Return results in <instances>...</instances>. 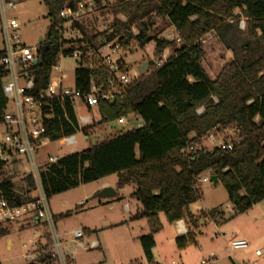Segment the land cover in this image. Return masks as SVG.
<instances>
[{
  "label": "trees",
  "instance_id": "trees-1",
  "mask_svg": "<svg viewBox=\"0 0 264 264\" xmlns=\"http://www.w3.org/2000/svg\"><path fill=\"white\" fill-rule=\"evenodd\" d=\"M42 1L51 20L45 38L49 48L43 60L32 66L36 78L34 92L47 89L60 52L67 56L76 51L83 52L84 60L94 66L91 69L78 66L74 87L86 93L96 83L110 90L112 76L97 57L102 38L120 42L123 49L135 46L144 49L154 42L157 57L166 49L172 51L160 66L153 60L147 62L153 76L150 89L142 74L124 96L100 99L95 107L99 119L89 125L79 124L73 102H51L52 112L60 117L47 123L46 136L50 141L76 132L90 138L96 127L111 126L131 114L141 118L143 126L117 132L48 165L41 172V178L49 198L80 184L117 174V187L133 185L131 196L142 206L133 219L148 222L150 230L141 235L139 241L149 264H156L153 248L155 235L163 227L161 213L170 223L185 219L193 227H199L201 220L208 217L223 220L224 214L217 208L197 215L191 210L203 196L202 187L197 185L198 178L207 172L215 174L218 183L224 185L235 213L246 212L264 200V54L255 60L245 59L242 64L235 60L227 62L212 79L202 64L201 42L203 35L229 23L238 10L246 13L264 39V0H114L115 4L110 7L114 18L109 29L69 40L63 35L65 20L60 12L67 6H77L80 0ZM93 1L97 9L108 7L103 5L104 0ZM119 15H124L125 20ZM155 16L167 20V29L175 28L180 43L162 37L163 29L152 30ZM75 26L82 31L78 22ZM2 56L0 47V60ZM127 69L128 66H122L123 71ZM3 81L4 71L0 65V121L8 106ZM199 109H202L200 113ZM215 127L237 129L241 141L232 150L205 151L198 145L195 156L182 152L190 140L200 144ZM18 169L17 163L0 162V198L15 205L28 201L34 187L30 175H25L23 187L17 186L11 177ZM11 225L0 224V238L10 235ZM196 242L193 231L176 238L179 249ZM34 264H53V259L42 255Z\"/></svg>",
  "mask_w": 264,
  "mask_h": 264
},
{
  "label": "rangeland",
  "instance_id": "rangeland-1",
  "mask_svg": "<svg viewBox=\"0 0 264 264\" xmlns=\"http://www.w3.org/2000/svg\"><path fill=\"white\" fill-rule=\"evenodd\" d=\"M14 1L18 4V8L12 14L20 23L21 41L28 47L40 49L41 40L46 38L51 25L43 1ZM104 3L108 5L104 10L97 9L79 19L78 23L83 32L79 31L77 26H75L76 30H73L72 26L75 24L65 25L63 27L64 38L79 39L84 38V34L93 36L109 29L114 18L110 7L115 4V1L104 0ZM119 17L125 20L124 15H119ZM154 22L152 30L158 32L163 29L161 36L166 37L171 29L166 28L167 20L161 16H155ZM133 31L136 33V28H133ZM2 45L3 36L0 24V47ZM154 49V42L149 43L144 49L139 46L120 49L119 54L129 67L130 75L140 73L139 67L144 62L157 60V56L153 54ZM203 49L202 64L210 78L215 79L227 62L235 60L242 64L245 59L255 60L263 55L264 39L261 32L256 30L253 23L248 20L246 13L238 10L236 17L229 23L224 24L217 31L210 32V37L203 42ZM59 63L62 71L68 74L65 84L73 87L75 70L79 66L78 58L74 55L61 56ZM142 78L150 89L153 82L152 70L148 68ZM144 90L146 91V87ZM11 108L10 104L9 109ZM75 109L78 116L88 112V108L82 102L77 103ZM91 115L94 120L99 119V114L95 109L92 110ZM141 126H143V120L131 114L126 118L125 123L117 122L114 128L110 125L96 127L94 134L88 139L84 138L82 132H78V142L72 145L61 144L59 140L48 141L38 150V161L45 163L49 156L63 158L86 149L117 132ZM207 145L206 142L200 143V147ZM21 169L19 168V172L11 177L18 187L25 185V175ZM206 175L211 176L212 174L207 172ZM117 181L118 175L113 174L98 181L80 184L78 187L50 198L51 209L56 215V226L62 240L63 252L73 264H149L139 241V237L150 230L148 222L145 219L140 221L133 219L142 206L131 196L133 188L127 186L125 189H119ZM104 182L107 184L103 185ZM106 187L115 189L116 194L111 198L101 197L100 193ZM202 192V199L191 206L192 212L198 213L197 204L208 208L206 211L217 208L223 212V220L219 224L207 220L208 224L202 225L201 231L197 233L198 246L192 244L187 249L180 250L175 241H171L176 237L174 224L170 223L161 213L160 219L163 227L155 235L156 246L153 250L155 260L159 264H202L211 256L217 255L219 264H233L232 259L236 264L249 262L264 264V254L260 258L255 257L257 249L264 251V200L246 212L235 213L222 183L219 182L217 186H214L212 182H206L202 185ZM127 204L131 212L127 209ZM137 206L138 209H136ZM76 230H83L84 236L75 237ZM44 236H46V229L43 227L18 229L12 226L10 235L0 238L1 264H26L23 258L25 252L23 244ZM232 238L247 240L249 247L230 251L228 242ZM9 240L12 242L11 248H9ZM94 242L98 244V247H91Z\"/></svg>",
  "mask_w": 264,
  "mask_h": 264
},
{
  "label": "built area",
  "instance_id": "built-area-1",
  "mask_svg": "<svg viewBox=\"0 0 264 264\" xmlns=\"http://www.w3.org/2000/svg\"><path fill=\"white\" fill-rule=\"evenodd\" d=\"M106 5V3H103ZM18 4L14 0H0V24L3 36V56L0 65L4 71L3 91L8 99V106L5 110L2 120L0 121V162L6 164L17 163L24 175L32 176L34 187L31 191V197L28 201L21 204H11L5 198H0V224L17 223L23 221L26 224L43 227L46 229V236L34 239L23 244L25 252L23 258L26 264H34L42 255L51 256L53 264H73L62 249V240L56 226V215L53 213L50 205V198L44 188L41 178V172L48 165L58 161V158L49 156L48 161L40 163L38 161V150L45 146L49 140L46 136L47 123L55 119L57 116L52 112V101H59L64 104L66 101L73 102L74 106L82 102L88 112L78 116L79 124L89 125L93 122L91 109L95 108L100 99L113 100L116 96H124L127 94L128 87L132 82L140 77V73L129 74V70L123 71L122 66L127 65L120 56L119 51L121 44L118 41H108L101 39V45L97 52L99 61L107 68L111 74L112 88L104 90L102 87L93 83L90 90L81 93L74 86L65 84L68 74L63 72L59 63L62 52L59 53V61L52 67L51 77L47 89L41 92H34L36 78L31 70L34 66L33 62L36 58L38 49L36 47H28L21 41L19 34L20 23L12 14L17 10ZM97 5L93 0H80L75 7H65L61 10L60 15L65 20V25H73L85 15L94 12ZM73 30H76L72 26ZM205 36V37H204ZM201 38V42H205L210 37V32ZM167 39L181 42L175 28H171L166 36ZM43 43L46 39L42 40ZM42 43V45H43ZM42 48V46H41ZM170 49L164 50L161 56L155 61L156 66L162 65L171 55ZM155 55V49L153 51ZM74 56L78 58L79 66L87 69L93 68V63L84 60V53L81 51L74 52ZM124 62V63H123ZM12 108L9 109V105ZM50 106V110L45 108ZM76 110V109H75ZM202 109H199L200 113ZM126 118L121 117L118 123H125ZM117 122L111 124L115 125ZM77 133L64 136L59 142L64 145H72L78 142ZM83 134V133H82ZM85 137V135H84ZM88 137V136H87ZM241 141L238 130L235 128H213L201 143L208 145L201 146L195 141L190 140L182 152L195 156L198 145L205 151L219 148L221 150H232L235 145ZM208 147V148H207ZM213 175V174H212ZM206 182H212L211 176L206 174L198 178L197 185L201 186ZM83 203V202H82ZM201 212L203 208H198ZM179 221V220H178ZM212 222H219V219H212ZM180 223V230L185 227ZM83 230H76L75 237L82 238ZM43 239V240H42ZM229 250L235 251L246 249L249 242L245 239L232 238L228 242ZM97 243H92L91 247H97ZM263 250L257 249L258 256L263 254ZM212 260L203 261L202 264H209ZM135 264V263H130ZM247 264H256L249 262Z\"/></svg>",
  "mask_w": 264,
  "mask_h": 264
},
{
  "label": "crops",
  "instance_id": "crops-1",
  "mask_svg": "<svg viewBox=\"0 0 264 264\" xmlns=\"http://www.w3.org/2000/svg\"><path fill=\"white\" fill-rule=\"evenodd\" d=\"M79 31H81L79 28H77ZM81 38V37H80ZM95 108H92L91 109V112H92V110H94ZM96 110V109H95ZM87 111H88V109H87ZM85 139H88V137L87 136H85L84 137ZM105 184H107L106 182H104V184L103 185H105ZM219 184V183H218ZM128 186H131L132 188H133V191H134V186L133 185H128ZM127 187V186H126ZM126 187H124V188H119V189H125ZM133 191L131 192V194L133 193ZM81 202H83V200L81 201ZM255 205H257V204H255ZM254 205V206H255ZM127 206V209H129V212H131V209H130V207H129V205L127 204L126 205ZM203 208L204 209V211L205 212H208V211H206V210H208V208H205L204 207V205H203V207H201V205H199V204H197V211H198V213L196 212L195 214L197 215V214H200L201 213V211L198 209V208ZM139 207L137 206L136 207V209H138ZM141 210V209H140ZM138 211H139V209H138ZM200 211V212H199ZM143 220V219H142ZM207 220H209V222H212L211 220V218H206L205 220H201V222H200V226L199 227H193V226H190L188 223H187V221L185 220V219H181V220H179V221H175V222H173V224H174V227H175V233H176V237H175V239L174 240H172L171 239V241H175V243H176V238L178 237V236H183V235H186L189 231H193V232H195L196 233V236H197V233L198 232H200L201 231V226L202 225H206V224H208V222H207ZM136 221H140V220H136ZM178 222H181V224L185 227V229L183 230V231H181L180 230V228H179V226H180V223H178ZM220 222V221H219ZM219 222H214V223H216V224H219ZM17 227L18 229H26V228H30V227H37V226H34V225H29V224H26L25 222H23V221H19V222H17V223H12V225H11V227ZM37 228H39V227H37ZM198 244H199V242H198V239H197V242L195 243V245H197L198 246ZM11 245H12V242H11V240H9V248H11ZM156 246V245H155ZM190 246V245H189ZM188 246V247H189ZM98 247V246H97ZM187 247V248H188ZM155 248V247H154ZM154 248H153V250H154ZM187 248H185V249H187ZM179 249V248H178ZM185 249H180V250H185ZM263 254H264V252H263ZM263 254L262 255H260V256H258L257 254H256V252H255V257H257V258H260V257H262L263 256ZM209 260H212V262L211 263H209V264H219V257L217 256V255H213V256H211V258L209 259ZM206 261H208V260H206ZM153 262L154 263H156V264H159L156 260H155V258H154V254H153ZM232 263L233 264H236L235 263V261L232 259ZM256 264H257V262H256Z\"/></svg>",
  "mask_w": 264,
  "mask_h": 264
},
{
  "label": "water",
  "instance_id": "water-1",
  "mask_svg": "<svg viewBox=\"0 0 264 264\" xmlns=\"http://www.w3.org/2000/svg\"><path fill=\"white\" fill-rule=\"evenodd\" d=\"M48 48H49V42L45 41L43 43V45H42L41 53L36 55V58H35V60L33 62L34 65H37L38 63H40L43 60V57H44L45 53L47 52ZM147 69H148V63L147 62H144L139 67V71L141 72V74H144L147 71ZM45 108L47 110H50V106L49 105H46ZM101 123H102V121L99 120L98 124H101ZM211 181L214 184V186L218 185V177L215 174L211 175ZM115 194H116V190L113 189V188H110V187L104 188L102 190V192L100 193L101 197H104V198H111Z\"/></svg>",
  "mask_w": 264,
  "mask_h": 264
}]
</instances>
